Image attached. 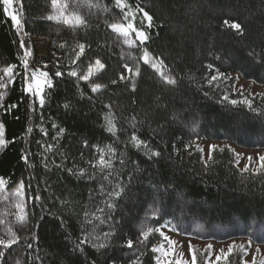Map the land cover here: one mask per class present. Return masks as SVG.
<instances>
[{
    "label": "trees",
    "instance_id": "obj_1",
    "mask_svg": "<svg viewBox=\"0 0 264 264\" xmlns=\"http://www.w3.org/2000/svg\"><path fill=\"white\" fill-rule=\"evenodd\" d=\"M92 3L99 7L75 9L89 23L86 30L75 32L42 19L51 12V0H14V8L22 13L23 28L19 31L5 18L0 6V68L15 64L20 72L13 84L0 89L4 92L0 123L4 124L5 139L9 141L0 148V177L9 182V193L23 179L26 185L31 184L33 196L39 192L42 197L38 203H28V221L23 225L16 223L14 200H0V219L5 220L0 225V236L8 238L7 227L11 226L21 238L6 250L0 264H130L140 253H144L142 264H155L156 254L151 248L161 242L158 233L144 246H124L128 239L137 240L152 207H158L160 212L149 220V226L170 221L166 228L175 226L174 232L188 237L214 241L241 238L246 250L249 241L251 245L263 244L264 175H242L232 146L264 148V91L251 96L236 88L238 78L264 87V0H128L133 8L140 3L154 17L158 27L149 30L151 39L145 46L164 58L177 80L175 86L164 87L153 71L141 63L135 92L130 83L111 85L110 81L117 79L123 63H132L121 58L122 51L139 57L142 50L115 42V34L106 27L105 21H121L122 14L113 0ZM229 18L243 25V36L222 28L223 21ZM36 40L47 41L44 52L37 53ZM21 41L32 51L30 66L47 65L43 70L53 79L54 87L45 89L48 98L42 110L37 103L33 111V98L23 91ZM78 42L90 45L78 62L81 74L97 57L106 65L92 81L108 85L99 95H93L86 82L80 81L77 87L76 79L66 75L74 67L69 60ZM61 43L67 46L61 48ZM209 64L212 68L207 67ZM57 70L65 75L55 77ZM217 70L226 78L208 84ZM225 95L228 100L223 99ZM231 100L238 103L233 105ZM244 100L251 101L252 107L240 103ZM66 102L70 104L68 109L63 106ZM109 103L118 117L115 136L104 127L103 113L108 111L104 105ZM13 104L16 107L6 111ZM41 112L48 137H42L37 127L41 125ZM133 116L143 122L135 131L147 142L148 149H137L128 142L134 131ZM53 122L65 133L56 149L45 154V170L41 155L44 150L37 141L55 143ZM30 126L33 132L28 134L26 129ZM202 139L224 143L213 150L207 168L202 152L197 150ZM85 140L90 146L112 145L117 150L118 176L113 177V184L118 179L125 190L115 200L111 213L114 221H94L86 226L88 232L95 226V235L111 230L114 234L107 246L97 250L85 244L80 251L75 246L82 238L84 211L92 213L104 207V198L99 195L101 180L88 178L94 173L87 163L94 159V149L84 148ZM22 150L32 153L31 167L21 160ZM150 151H158L160 156L149 158L145 153ZM120 153L125 160L123 166L119 163ZM61 163L64 169L55 167ZM74 167L86 168L88 176L78 178L66 171ZM33 233L36 240L32 239ZM29 243L33 248H27ZM197 254L198 264H203L207 253ZM240 256L244 253L237 249L229 264H240Z\"/></svg>",
    "mask_w": 264,
    "mask_h": 264
},
{
    "label": "snow or ice",
    "instance_id": "obj_2",
    "mask_svg": "<svg viewBox=\"0 0 264 264\" xmlns=\"http://www.w3.org/2000/svg\"><path fill=\"white\" fill-rule=\"evenodd\" d=\"M113 2L114 7L119 9L120 13L122 14L121 21L114 23L105 21L106 27L115 34V42H120L122 45H126L128 49L139 48L142 50V54L139 57H135L130 51L127 53L122 51L121 58L126 59V61H132V63H123L117 79L110 81L111 85H117L119 82H123L127 86L130 83L131 91L135 92L137 78H139L141 75L142 63L153 71L159 82L164 87L175 86L177 84V80L172 75L171 70L165 63L164 58L160 55H154L145 46L151 39L149 30L154 27H158V25L155 24L154 17L150 15L149 12L140 5V3H137L135 8H133V6L128 3V0H113ZM15 3H20V0H15ZM0 6H2V11L5 18L11 20L12 26L17 29V31L21 30L23 28V23L21 20L22 13L20 9L14 8V0H0ZM84 6L89 8L99 7L98 4H93L92 0H51V12L43 16L42 19L49 22H54L58 25H64L74 32L80 29L86 30L89 27L88 20L75 11V9ZM104 11H108V9L105 8ZM222 28L232 30L238 36L244 35L243 25L236 20H232L231 18L225 19L223 21ZM66 46L67 45L65 43L60 44L61 48H65ZM20 47L24 49L23 56L20 57L21 63L19 66L23 71V91L26 95H30L33 98V111H35L34 105L37 103L39 108L42 110L47 103L48 98V93L45 91V89H52L54 87L53 79L49 72L43 70V68L48 67L47 65H44L43 68H32L29 62V57L32 56L31 49L26 48L23 41H21ZM89 48L90 45L85 43L78 42L75 44V46L72 48L73 55L69 60L70 65H73L74 67H72L71 70L66 73V75L76 79L77 87H79L80 81L86 82L91 93L93 95H99L107 89L108 85L94 83L92 81L93 78L97 77L102 71L106 69L105 63L99 57H97L94 61L90 60L82 74L78 63L82 61L83 57H85ZM57 67L59 68V62ZM207 67L212 68V65L209 64ZM17 68L18 66L15 64H10L6 67L0 68V72L3 73V75H0V89H4L8 85H11L15 82L16 76L20 75V72L17 71ZM64 75L65 73L62 71L57 70L55 72V77H63ZM221 78H226L225 74L217 70V74L212 75L207 83L211 85L214 81H217ZM81 95L83 96V93H81ZM3 96L4 92L0 91V100L3 99ZM91 98L92 97H89V99ZM223 99L228 100V97L225 95ZM229 102L233 105L238 103L236 100H231ZM240 103L247 104L250 108L252 107V103L249 100L240 101ZM63 106L65 109H68L70 104L66 102ZM0 107H3V105L0 104ZM15 107L16 105L14 104L10 105L6 111H10L11 108ZM104 107L108 109L107 112L103 113L105 130L115 136L117 134L116 122L118 117L115 115L113 111V105L111 103L105 104ZM253 111H255V109H253ZM43 119V113L41 112V125H38L37 127L39 128L42 137H48L49 132L47 128L43 127ZM138 123L143 122H138L135 116L131 117V124L134 131L132 132L128 142L137 149H148L149 145L147 142L141 140L135 131V129H137ZM52 129L56 130V135L52 137V140L55 143L45 144L41 141H37L39 147L44 150L41 155L44 157L43 163L45 170H48L47 156L45 154L52 153L56 149L59 140L65 133V129L60 128L55 122L52 123ZM26 132L28 134L32 133L33 128L31 126L28 127ZM8 143L9 141L5 139L4 124L0 123V148L6 147ZM83 147H91V149H94V159H91L87 162L88 165L94 169L93 175L88 176L87 169L83 167L67 168L66 171L70 175L77 176L78 178H84L85 176H88L89 180L100 179L101 183L99 186V195L104 198L102 200L104 207H98L96 211L92 213H89L87 210L84 211V219L81 222L82 238L75 247L76 249L83 251L82 246L88 244L91 245L92 248L99 250L107 246V241L114 233L110 230L102 233V235H95L94 233L96 231V227H93L92 232H88L86 231V226L93 225L94 221H99L101 224L114 221V217L111 215V213L116 207L115 200L122 195L125 189L118 179L116 180L115 184H113V177L118 176V170L115 168V162L118 156L117 150L112 147V145H105L101 147L100 145L95 144L90 146L87 140L83 142ZM185 147L187 148L189 145H186ZM216 147V145L208 146L207 160L204 161L205 168L209 166L208 162L212 161V153ZM197 150L200 152L204 151L203 149H200L198 145ZM221 151H223V149H221ZM61 154L63 155V153ZM145 154L149 155V158L160 156V152L158 151H150L146 152ZM31 155L32 153L30 151L22 150L21 160L24 161V163L29 167L32 166L29 163ZM81 155H83V153ZM240 155L241 154L239 153L235 154V163L237 165L240 164ZM119 156V163L121 166H123L125 164L123 153H120ZM201 159L204 160V157L202 156ZM256 161L258 162H254L253 156H248L247 163H244L243 168L240 169L241 174L243 175V173H249L252 177L264 175V154H257ZM55 167L58 169H64V164H56ZM8 187L9 182L0 177V193H3V195H0V200H14V207L16 209V223L23 225L28 221V203L33 200L38 203L42 200V197L39 192L33 196L31 194V184L26 185L23 179L17 183L16 187L10 193L7 191ZM109 187H111V191L107 190ZM62 203L64 202L62 201ZM159 212L160 210L158 207L150 208L149 213L146 214L144 224L141 225L137 240L134 242L132 239H128L124 246L128 249H133L137 244L144 246L152 235L158 233L161 237V242L158 245H153L151 248V252L153 254H157L153 256L155 264H189V261L183 259V252L179 253L181 259H175L176 249L174 245H176V241L172 240L162 230L168 227V225L171 223L170 221H165L164 224L156 227L149 226V220L157 217ZM97 213H99V215ZM3 224H5V220L0 219V225ZM64 226L65 224L63 220H61V227ZM176 230L177 229L175 226H173L171 229V231ZM7 237L8 238H4L0 236V260H3L6 257V250L11 249L13 245L18 244L21 239L17 233L13 231L11 226L7 227ZM32 239H37L35 233L32 234ZM248 244L250 247L251 241H249ZM27 248H33V244H27ZM211 249L212 245L206 246L205 252L207 253V256H205L203 264H229V258L237 252V249H239L240 252H243L244 255H248L244 244L236 245L235 242H233L232 244L228 245L227 251L221 248L219 253L216 254L215 260H210L209 258L212 255ZM188 252L191 256L190 264H198V254L191 243L188 245ZM259 253L260 249L257 247L255 253L252 254L251 264H257L256 256ZM143 255L144 253L135 255V258L130 261V264H142ZM200 255H204V253H200ZM35 259L39 260L40 258L36 257ZM29 260H32L31 255H29ZM17 264H19V262H17ZM240 264H249V262L244 259V256H240ZM258 264H264V258L259 260Z\"/></svg>",
    "mask_w": 264,
    "mask_h": 264
},
{
    "label": "rangeland",
    "instance_id": "obj_3",
    "mask_svg": "<svg viewBox=\"0 0 264 264\" xmlns=\"http://www.w3.org/2000/svg\"><path fill=\"white\" fill-rule=\"evenodd\" d=\"M36 49L37 53L44 52L45 48L47 47V41L46 40H36ZM236 88L240 92H246L250 94L251 96H254L256 94H261L264 91V87L260 86L255 83H251L249 81L243 80L241 78H238ZM198 145L200 149H203L202 152L204 160H207V152H208V146L209 145H216V148H221L224 146V143L218 142V141H210L202 139L198 141ZM232 150L234 153H239L240 155V164L237 165L239 169L243 168V164L247 163V157L253 156L254 162L256 161L257 154H264V148H245L240 147L237 145L232 146ZM166 235H168L172 240L176 241V245H174L176 249V256L175 259H181L179 253L183 252L184 257L183 259L189 261V264L191 262V256L188 252V245L191 243V245L194 246L196 251H205L207 245H212V255L209 258L210 260H215V256L217 253H219V250L223 248L225 251H227V247L229 244H232L233 242L237 244H244V240L241 238H231L229 240L225 241H214V240H205L202 238H196V237H188L181 234H178L177 232L171 231L169 228L162 229ZM159 244V243H158ZM156 244V245H158ZM246 245V244H244ZM259 247L260 253L256 256L257 264L259 260L264 258V243L263 244H252L250 247L247 246V252L248 255H244V259L249 262V264L252 262V254L255 253L256 248ZM157 255V254H156Z\"/></svg>",
    "mask_w": 264,
    "mask_h": 264
}]
</instances>
